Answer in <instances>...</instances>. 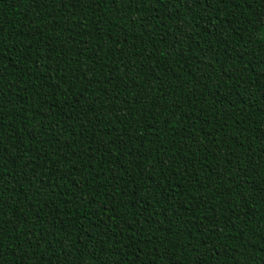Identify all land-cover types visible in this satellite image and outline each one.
<instances>
[{
	"label": "trees",
	"instance_id": "obj_1",
	"mask_svg": "<svg viewBox=\"0 0 264 264\" xmlns=\"http://www.w3.org/2000/svg\"><path fill=\"white\" fill-rule=\"evenodd\" d=\"M65 3L0 0V264H264V0Z\"/></svg>",
	"mask_w": 264,
	"mask_h": 264
},
{
	"label": "snow or ice",
	"instance_id": "obj_2",
	"mask_svg": "<svg viewBox=\"0 0 264 264\" xmlns=\"http://www.w3.org/2000/svg\"><path fill=\"white\" fill-rule=\"evenodd\" d=\"M55 0H44V6L45 7H50L52 3H54ZM118 0H113V3L116 4ZM60 3L66 8L67 3H65V0H60ZM4 223H7V221H4ZM2 247V245H0Z\"/></svg>",
	"mask_w": 264,
	"mask_h": 264
}]
</instances>
